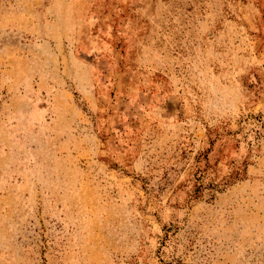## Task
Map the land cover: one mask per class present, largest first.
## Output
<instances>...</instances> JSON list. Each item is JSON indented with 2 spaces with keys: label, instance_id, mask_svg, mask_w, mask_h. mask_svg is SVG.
<instances>
[{
  "label": "rangeland",
  "instance_id": "1",
  "mask_svg": "<svg viewBox=\"0 0 264 264\" xmlns=\"http://www.w3.org/2000/svg\"><path fill=\"white\" fill-rule=\"evenodd\" d=\"M0 264H264V0H0Z\"/></svg>",
  "mask_w": 264,
  "mask_h": 264
}]
</instances>
